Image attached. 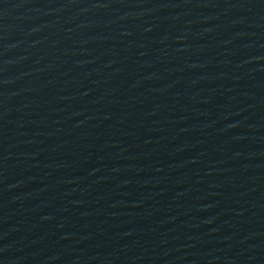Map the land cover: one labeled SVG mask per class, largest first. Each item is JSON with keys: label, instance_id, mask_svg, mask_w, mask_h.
<instances>
[{"label": "water", "instance_id": "water-1", "mask_svg": "<svg viewBox=\"0 0 264 264\" xmlns=\"http://www.w3.org/2000/svg\"><path fill=\"white\" fill-rule=\"evenodd\" d=\"M0 264H264V0H0Z\"/></svg>", "mask_w": 264, "mask_h": 264}]
</instances>
